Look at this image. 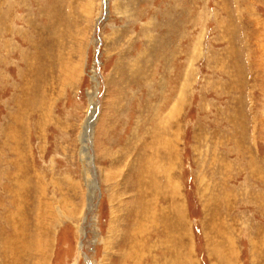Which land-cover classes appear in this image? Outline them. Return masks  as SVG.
Listing matches in <instances>:
<instances>
[{"label": "rangeland", "instance_id": "rangeland-1", "mask_svg": "<svg viewBox=\"0 0 264 264\" xmlns=\"http://www.w3.org/2000/svg\"><path fill=\"white\" fill-rule=\"evenodd\" d=\"M0 215L51 225L16 264H264V0H0Z\"/></svg>", "mask_w": 264, "mask_h": 264}, {"label": "bare ground", "instance_id": "bare-ground-1", "mask_svg": "<svg viewBox=\"0 0 264 264\" xmlns=\"http://www.w3.org/2000/svg\"><path fill=\"white\" fill-rule=\"evenodd\" d=\"M171 115H172V113H171ZM168 121L170 123V120H168ZM162 123H163V121H162ZM161 125H163V124H161ZM158 127L161 129L160 126H158ZM168 127H170V125ZM88 128L90 129V126L87 127V129ZM164 129H166V128H164ZM164 135L165 134H160V136L158 135L157 140H156L157 145H155L153 147L154 149H152V155L157 160L155 164H156V166H157V164L159 165L157 168L162 167V158H161L162 155L164 157V160H166L167 163L172 161V158H173V155H172V144L170 142V139H168V137H166V135L165 136ZM87 142H89V141L87 139H85L82 142V145L85 146L84 144L87 143ZM87 151L88 150H83L84 154L88 156ZM86 159H88V162H87L88 165L87 166L89 167L90 164H91V158L88 156V158H86ZM145 165L144 166L146 167V170H147V176H149L147 178H148L149 183H150L149 184L150 188H153L154 191H157V194H159L157 189L160 187L161 188L160 190L163 191V187L164 186H168L167 189H165V190H168L169 193H172L171 190L174 191L173 188H172V183L167 182L165 179H163V176H159L158 175L159 177L157 178L154 175V172H153L154 168H152V166L149 163H146ZM157 168L154 169L155 172H157L156 171ZM166 171L168 173L171 172L170 169L165 170V172ZM95 181H96L95 180V176L93 175V179H92L91 185H90V187H88V188H90V190H89V194L90 195L89 196H92L96 192V188L97 187H96V182ZM165 182H166V184H165ZM143 185H144V183H143ZM136 187H138V189H140L142 187V183L138 182ZM15 188H14L15 195H14L13 200L11 202L12 203L11 206L12 205L16 206L15 205L16 204L15 201H17L16 196H17L18 186L17 187L15 186ZM11 190H12V188H11ZM18 208H20V206H18ZM18 208H17V210H18ZM15 210H14V212H15ZM43 213H45V212L43 211ZM16 214H18V213H16ZM38 220H40V219H38ZM43 220H44V217L42 218L41 222ZM10 222H11V224H8L9 226L5 227L6 230H7V228H11L12 232L10 233V235H8L9 232H6V230L4 229V225L5 224L4 225L0 224V256H1L0 257V264H7V262H9L8 264H16L17 260L15 261V263H12V260H13L14 256L18 257L17 253L21 254L20 256L23 259V261H24L26 256H27V260H29V258H31L29 252L30 251L33 252L36 249L34 246H36V245L40 246L41 245L42 239L44 238V233L45 234L48 233L50 228H51L50 224H44V222H43V224L38 225L39 228L34 225L35 227L33 228V230L30 229V225L29 224H19L18 227H16V224H12V219H10ZM18 237H21L22 241L24 242V245L20 246V249H19V247L18 248H14L13 247V242H14V240L16 242ZM3 240H4V242H3ZM30 244H33V249L31 248ZM14 250H15V252H14ZM8 260H10V261H8ZM22 264H28V262L27 263L26 262H22Z\"/></svg>", "mask_w": 264, "mask_h": 264}]
</instances>
